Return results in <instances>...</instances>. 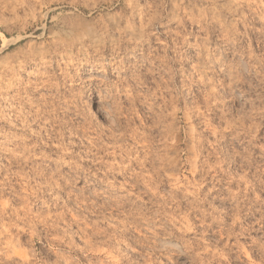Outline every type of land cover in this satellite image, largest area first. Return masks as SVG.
Listing matches in <instances>:
<instances>
[{"label":"clouds","instance_id":"clouds-1","mask_svg":"<svg viewBox=\"0 0 264 264\" xmlns=\"http://www.w3.org/2000/svg\"><path fill=\"white\" fill-rule=\"evenodd\" d=\"M5 102L0 264H264V0H0Z\"/></svg>","mask_w":264,"mask_h":264},{"label":"rangeland","instance_id":"rangeland-1","mask_svg":"<svg viewBox=\"0 0 264 264\" xmlns=\"http://www.w3.org/2000/svg\"><path fill=\"white\" fill-rule=\"evenodd\" d=\"M0 108H3L5 111L10 112L11 108L10 106L5 102L0 104ZM52 148H59L61 147L60 145H56L55 143H53L51 145ZM65 151H71V149H64ZM41 172L43 173V175L45 176H50L52 175V173H54L56 171L55 166L49 164L47 168L41 167ZM63 171H67V168L63 169ZM177 180H179V177H177ZM57 183H59V181H57ZM81 187H83V184L81 185ZM89 190H85L84 191V196L88 195ZM50 193V195H49ZM222 195H226V193H222ZM52 197H56L58 200H61L62 203L60 206H58L60 209H62L63 205H67L69 208L73 209V215L75 216V209H74V202L70 203L67 200H64L61 196H60V189L52 186L49 187L45 192L43 193H37L36 196L34 197L33 201H32V209L33 211H40L42 208H44L45 206V202L50 201L52 199ZM214 205L217 208H221V207H231V201H224L221 200L219 198H216L213 200ZM181 206H184V202L181 203ZM49 215H51L52 213L49 212ZM216 224H213L212 227L209 229V238H213V233H214V229L216 228ZM98 252H103L104 249H97ZM23 255V253H22Z\"/></svg>","mask_w":264,"mask_h":264}]
</instances>
